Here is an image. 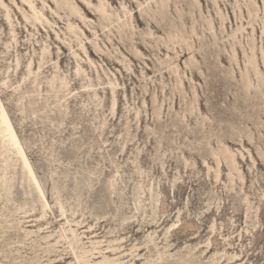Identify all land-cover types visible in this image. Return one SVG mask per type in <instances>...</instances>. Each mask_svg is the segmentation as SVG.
I'll return each mask as SVG.
<instances>
[{"label": "rangeland", "instance_id": "374dc122", "mask_svg": "<svg viewBox=\"0 0 264 264\" xmlns=\"http://www.w3.org/2000/svg\"><path fill=\"white\" fill-rule=\"evenodd\" d=\"M104 1L0 0V264H264V0Z\"/></svg>", "mask_w": 264, "mask_h": 264}, {"label": "bare ground", "instance_id": "6f19581e", "mask_svg": "<svg viewBox=\"0 0 264 264\" xmlns=\"http://www.w3.org/2000/svg\"><path fill=\"white\" fill-rule=\"evenodd\" d=\"M104 2H105L104 0H100V5L97 6V7H98V10H99L100 12H102V13H105V14L109 15V16H110V15H115L114 12H110V11L108 10V8L106 7V5H105ZM29 4H30L31 9H32V10L34 11V13H35V18H36L37 20H41L42 17L44 16V15L42 14V12L37 11V8H36V6H35V4H34L33 2L29 1ZM122 7H123V10L125 11V14L127 15V14L129 13V10L127 9V7H126L125 5H123ZM73 9H74V11L78 12V9H77L76 7L73 8ZM130 15H131V14H130ZM117 16H118L120 22H125V24L128 23V20L122 21L121 17H120L118 14H117ZM108 19H110V18H108ZM0 124H2V125L5 127V128H4V130H5V135H6L7 137H10V138L12 139V142H13L14 146H15V147L18 149V151L21 153L24 162L27 164V166H28V168H29V171L34 175L35 180H36V184H37V186H38V189H39L40 193L42 194V196H43L44 198H46V196H45V194H44V191H43V189H42V187H41V185H40V182L38 181V179H37V177H36V175H35V172H34L33 166L31 165V163H30V161H29V158H28L27 154H26L25 151L23 150V147H22V144H21V140H20V138H19V136H18V134H17V132H16V130H15V127H14V125H13V123H12V121H11V119H10V117H9V115H8V113H7V111H6V109H5L4 106H2V107L0 108Z\"/></svg>", "mask_w": 264, "mask_h": 264}]
</instances>
